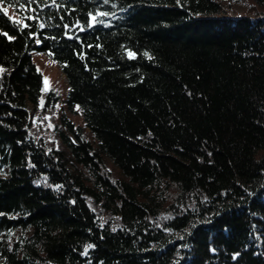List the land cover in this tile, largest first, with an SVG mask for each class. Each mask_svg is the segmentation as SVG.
I'll return each mask as SVG.
<instances>
[{
    "label": "trees",
    "instance_id": "1",
    "mask_svg": "<svg viewBox=\"0 0 264 264\" xmlns=\"http://www.w3.org/2000/svg\"><path fill=\"white\" fill-rule=\"evenodd\" d=\"M0 69V264H264V0H0Z\"/></svg>",
    "mask_w": 264,
    "mask_h": 264
},
{
    "label": "rangeland",
    "instance_id": "2",
    "mask_svg": "<svg viewBox=\"0 0 264 264\" xmlns=\"http://www.w3.org/2000/svg\"><path fill=\"white\" fill-rule=\"evenodd\" d=\"M229 7H230L229 11L231 14L244 13L246 10V7L244 6V4H241V3L229 2ZM11 12L12 11H9V13L13 17H16V15H14ZM31 57H32V61L35 64L37 70L41 74L42 93L44 94L45 92L49 90H53L58 94L61 102L64 101L66 99L68 87H67L65 77L60 71V68L58 67L56 62L51 60L47 55L43 53H38V52H32ZM58 105H60V107H63L62 103H58ZM66 113L67 115L69 114L68 115L69 119L72 120L77 126H82L84 128L83 120L79 113L75 111V113L72 114V112L69 110H66ZM53 117L56 118L55 113H52V118ZM42 118H43V122L38 120L39 122L38 125H40L41 127L40 129H42L46 133H49L52 137L51 132L53 130V126L51 125V122L49 121V117L45 115V116H42ZM58 127L60 128V126ZM84 131L85 133L88 134V138L91 139L89 130L84 128Z\"/></svg>",
    "mask_w": 264,
    "mask_h": 264
},
{
    "label": "snow or ice",
    "instance_id": "3",
    "mask_svg": "<svg viewBox=\"0 0 264 264\" xmlns=\"http://www.w3.org/2000/svg\"><path fill=\"white\" fill-rule=\"evenodd\" d=\"M0 71H3V69H0Z\"/></svg>",
    "mask_w": 264,
    "mask_h": 264
}]
</instances>
